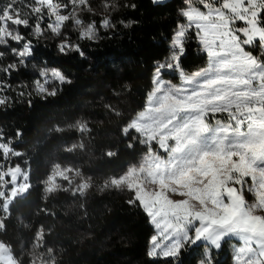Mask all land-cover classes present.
Returning <instances> with one entry per match:
<instances>
[{
  "label": "trees",
  "instance_id": "16d2710c",
  "mask_svg": "<svg viewBox=\"0 0 264 264\" xmlns=\"http://www.w3.org/2000/svg\"><path fill=\"white\" fill-rule=\"evenodd\" d=\"M55 1L73 12L70 0ZM177 1L88 0L75 14L86 24L95 22L94 41L79 38L73 19L64 22L59 35L53 33L47 9L36 35V0L15 5L29 26L17 28L23 41L9 38L0 44V96L7 98L0 105V139L10 148V153L0 148V242L18 264L35 259L37 264H198L203 257V245L186 248L175 261L149 257L155 230L150 218L138 201L129 203L134 199L130 190L102 183L138 161L146 149L135 128L126 127L145 103L156 62L169 54L173 31L183 19L175 15ZM7 2L0 0V6ZM105 17L114 28L101 27ZM190 35L181 60L185 71L206 64ZM65 39L79 44L84 55L62 54L58 45ZM27 41L34 54L21 63L12 49H22ZM53 68L66 77L64 83L50 76L45 83L41 71ZM37 81L46 92L37 90ZM55 161L77 164L89 185L81 191L48 190L45 181ZM9 165L28 172L26 191L13 194L3 184V167ZM41 256L50 260L38 261ZM212 257L214 264H231V240Z\"/></svg>",
  "mask_w": 264,
  "mask_h": 264
},
{
  "label": "snow or ice",
  "instance_id": "6c2138e0",
  "mask_svg": "<svg viewBox=\"0 0 264 264\" xmlns=\"http://www.w3.org/2000/svg\"><path fill=\"white\" fill-rule=\"evenodd\" d=\"M17 3L8 0L0 6V44L9 38L25 39L17 28L28 27L29 20L21 18ZM70 3L73 12L62 15L60 10L67 5L36 0L34 33L41 34L39 21L47 9L53 33L59 35L64 22L73 19L80 26L81 40L98 39L95 22L83 25L75 14L88 0ZM185 4L181 10L185 23L177 25L168 56L156 63L147 106L134 122L141 143L149 147L140 166L126 178L128 190L135 193L129 203L138 201L157 230L149 257L175 261L186 248L203 245L199 264H214L213 250L235 239L239 241L235 264H264V0H185ZM101 27L115 25L105 17ZM190 33L206 55V66L188 73L181 60L193 38ZM257 42L260 56L246 50ZM58 49L65 55H84L79 44L67 40ZM12 52L24 63L34 47L27 41ZM172 72L178 74L179 84L164 78ZM40 75L45 83L49 76L66 81L57 69L42 70ZM36 86L39 92L47 91L39 81ZM6 101L0 96V105ZM153 142L166 157L152 149ZM245 192L253 195L251 203ZM173 194L182 198L172 199Z\"/></svg>",
  "mask_w": 264,
  "mask_h": 264
},
{
  "label": "rangeland",
  "instance_id": "374dc122",
  "mask_svg": "<svg viewBox=\"0 0 264 264\" xmlns=\"http://www.w3.org/2000/svg\"><path fill=\"white\" fill-rule=\"evenodd\" d=\"M162 1H164V0H162ZM55 2L61 4L59 1H55ZM62 5H64V4H62ZM197 6H199V5H197ZM185 7H186L185 0H178L177 4H176V8H175V15L182 16L181 15V10L184 9ZM199 7H201V9L203 10L202 6H199ZM66 9L67 8H61L60 14L69 15L70 11H71V8L69 7L67 11H66ZM180 23H185V18L184 17H183L182 20H179L178 24H180ZM83 25H87V24L83 22ZM78 28L80 30V26H78ZM175 29H174V31H175ZM174 31H173V33H174ZM65 41H66V39H65ZM246 50L252 51L254 55H257V56L261 55L260 54L259 42H257L255 47H249ZM261 59L264 60V56H261ZM155 66H156V64H155ZM205 66H206V64L203 65V66H200L198 68L186 71V72L191 73V72L196 71V70H198V69H200L202 67H205ZM53 69H55V68H53ZM154 69H155V67H154ZM154 69H153V72H154ZM153 72H152V75H151L150 88L148 89L147 94H146L145 103H144L143 107L135 113V115L133 116V118L131 119L129 124L127 125V127H126L127 129L131 128V127L134 128V122L136 121L138 114L141 111H143L145 109V107L147 106V95L153 88V83H152ZM164 78L166 80H170L174 84H179L180 83L178 74L174 73V72L165 73ZM40 83L43 84V82H40ZM8 144L9 143H7L6 141L0 139V148H2L4 151H7L8 153H10L9 152L10 148L8 147ZM145 147H146V149H145V151H143V154L141 155V157L139 158L138 161H136L135 163L130 164L127 167V169L124 170L123 172H121V173H119L117 175H111V176L107 177L105 180L102 181V183L103 184H107V185H114V186L123 187V188H126L128 190V180L126 178L129 176V172H130L131 169L138 168L140 166V164L142 163L144 156L148 152V147L149 146L145 145ZM151 147L159 155H161L162 157H166V153L163 150H160L159 146L155 142L152 143ZM77 166H78L77 164H74V163L71 164L68 161H55V163H54V165L52 167V170H51L50 174L48 175V177H47V179L45 181L46 188L48 190L49 189L55 190L58 187L65 188V186H67L68 188H71L72 190H78V191L84 190L86 188V186L89 185L90 180L88 179L87 176H83L82 174H78L79 169L77 168ZM3 169H4V171L2 173V175H4L3 184H5V183L9 184V187L11 188L12 192H16V191L24 192V191H26V189L28 187V179H27L28 172L26 170L22 169L18 165H15V166L9 165L7 167H3ZM5 175L9 176L8 178H6L7 181H5L6 180L5 179ZM147 187H148V190H156L155 186H147ZM3 190L1 191V195H3ZM131 193H132V195L134 197V195H135L134 191H131ZM171 198L172 199H181L182 197L173 194L171 196ZM245 198L250 203L254 200L253 195L251 193H248V192H245ZM153 235H157L156 228L154 230ZM230 240L232 242L231 264H235V261H234V248L239 246V241L235 240V239H230ZM150 242H151V238L149 240V246H148L149 249L151 247V243ZM32 256L34 257V254H32ZM41 257L42 258L38 257L39 258L38 261L43 259V262L47 263L50 260L47 257H44V256H41ZM201 259H203V257H201L199 259V261ZM199 261H198V264H199ZM0 264H18L17 261L9 253V250L6 247V245L3 244L2 242H0ZM32 264H37L36 263V259H35V262L34 261L32 262Z\"/></svg>",
  "mask_w": 264,
  "mask_h": 264
}]
</instances>
